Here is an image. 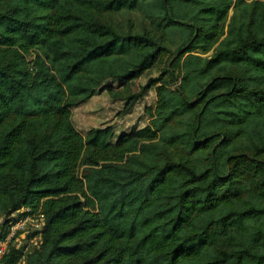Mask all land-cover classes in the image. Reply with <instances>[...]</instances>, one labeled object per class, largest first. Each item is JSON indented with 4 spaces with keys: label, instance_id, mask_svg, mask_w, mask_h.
Masks as SVG:
<instances>
[{
    "label": "trees",
    "instance_id": "obj_1",
    "mask_svg": "<svg viewBox=\"0 0 264 264\" xmlns=\"http://www.w3.org/2000/svg\"><path fill=\"white\" fill-rule=\"evenodd\" d=\"M82 28L59 76L47 43ZM103 92L119 122L80 132ZM21 207L45 219L27 264H264V0H0V213Z\"/></svg>",
    "mask_w": 264,
    "mask_h": 264
},
{
    "label": "rangeland",
    "instance_id": "obj_2",
    "mask_svg": "<svg viewBox=\"0 0 264 264\" xmlns=\"http://www.w3.org/2000/svg\"><path fill=\"white\" fill-rule=\"evenodd\" d=\"M231 10L229 11V13ZM95 40V36L87 28L74 29L69 34L55 33L47 43V48L50 51L49 62L52 65L55 72L60 76L68 69L69 65L73 63ZM158 66L146 71L142 76L133 80L131 85L132 91H138L140 85L144 83L149 76H156ZM110 94L106 92L100 95L94 96L83 108L76 109L73 112V121L78 130L82 133L92 126L97 125L100 122L106 123L111 118L115 117L114 111L108 109V102ZM147 104L153 105L155 103V92L151 89L144 97ZM139 114V113H137ZM105 115V116H104ZM129 120H124V124L131 126H143L146 124V119L142 121L140 117L136 118L135 115L131 116ZM116 118V117H115ZM119 117L116 118V122H119ZM122 121V120H121ZM135 122V123H134Z\"/></svg>",
    "mask_w": 264,
    "mask_h": 264
},
{
    "label": "built area",
    "instance_id": "obj_3",
    "mask_svg": "<svg viewBox=\"0 0 264 264\" xmlns=\"http://www.w3.org/2000/svg\"><path fill=\"white\" fill-rule=\"evenodd\" d=\"M44 214L21 207L10 213H0V260L11 248L21 251L15 264H27L26 255L42 244Z\"/></svg>",
    "mask_w": 264,
    "mask_h": 264
},
{
    "label": "water",
    "instance_id": "obj_4",
    "mask_svg": "<svg viewBox=\"0 0 264 264\" xmlns=\"http://www.w3.org/2000/svg\"><path fill=\"white\" fill-rule=\"evenodd\" d=\"M183 50H184V48H183V49H181V50H179L178 52H176L172 58H174L176 55H178V54H179V52H181V51H183ZM190 103H191V102H190Z\"/></svg>",
    "mask_w": 264,
    "mask_h": 264
}]
</instances>
